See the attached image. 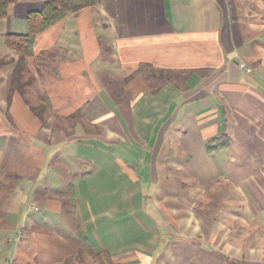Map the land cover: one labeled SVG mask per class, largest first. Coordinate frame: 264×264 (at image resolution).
I'll return each instance as SVG.
<instances>
[{
  "label": "crops",
  "instance_id": "1",
  "mask_svg": "<svg viewBox=\"0 0 264 264\" xmlns=\"http://www.w3.org/2000/svg\"><path fill=\"white\" fill-rule=\"evenodd\" d=\"M45 1L0 19V264H264V0L69 12L36 36L11 92L6 35L27 33ZM222 131L228 145L210 153ZM115 147L126 160L109 161ZM113 162L112 180L73 179ZM66 203L72 224L32 215ZM135 204L132 245L98 238Z\"/></svg>",
  "mask_w": 264,
  "mask_h": 264
},
{
  "label": "trees",
  "instance_id": "2",
  "mask_svg": "<svg viewBox=\"0 0 264 264\" xmlns=\"http://www.w3.org/2000/svg\"><path fill=\"white\" fill-rule=\"evenodd\" d=\"M17 1L18 0H0V19L8 16L10 6ZM102 1L103 0H47L39 10L28 14L26 18L27 33L6 35L5 44L7 48L19 56L13 72L11 92L21 87L23 72L26 68V59L33 53L36 36L64 20L69 12H76ZM227 145L228 138L225 132L222 131L217 138L207 144V149L212 153Z\"/></svg>",
  "mask_w": 264,
  "mask_h": 264
},
{
  "label": "rangeland",
  "instance_id": "3",
  "mask_svg": "<svg viewBox=\"0 0 264 264\" xmlns=\"http://www.w3.org/2000/svg\"><path fill=\"white\" fill-rule=\"evenodd\" d=\"M160 79V80H159ZM157 78L156 80H153L152 83H155V85H157V83L159 84H168L170 81H171V78L170 76H163L161 78ZM172 82V81H171ZM124 111H126V107L123 108ZM115 152H113L112 156L109 155V161L112 162V160L114 159L115 160V163L117 162L116 158L119 157L121 160L125 159L126 160V153L125 155H123L120 151H118L117 147H115ZM107 156H105L106 158ZM182 156H179V159L181 158ZM114 163V162H113ZM109 163L110 165V168L107 170L106 169V165H100L99 168L97 169V171L93 170L92 167L94 168V166H87V165H84L83 167L80 168V170L76 171L73 173V179H76L77 181H81L83 183V181H86V180H89L91 178H93L95 180V177H97V179L100 181V180H105V181H108V180H112V177L111 175L112 174H115L116 173V169L115 167L116 164L114 163ZM113 164V165H112ZM114 185V184H113ZM112 185H105V186H101L99 187V190H100V195H103L105 193L103 192H106L108 191L109 189H116V186H112ZM97 191H98V188H97ZM105 199H107V197H104ZM95 204V203H94ZM5 205V203L3 204V206ZM110 206L112 204H103L101 206H104L103 208L107 207V206ZM115 207L118 205L116 202L113 204ZM136 206H133L131 207V210L127 209L126 210V216L125 218L123 219H115L114 222H113V225H111L110 227H113L114 229V233L113 234H110V235H99V239L102 240L104 243H114L117 245V244H122V245H132V241L136 239V237L138 238V236H133L132 234L130 235L129 234V227L127 226L126 228V223L129 222L128 221V216H129V213L130 214H133V216H136V217H140L141 216V210L139 208H137L138 204H135ZM19 204H15V208H14V216L15 214L17 213V208H18ZM125 206L127 207L126 205V202H125ZM70 209V204L66 203L64 204V212L62 213V215H53V214H49L45 211L44 208H42V211L40 212H33V216L36 217V218H40V219H45L46 217L47 218H50V222L52 223H55V224H62V221H65L67 223H71L73 222V219L69 216V210ZM12 221H15V219H13ZM47 227V226H46ZM126 228V229H125ZM9 229V228H8ZM6 229V230H8ZM125 229L126 231L124 233H122V230ZM117 231H119L117 233ZM132 231V230H131ZM5 233V232H4ZM4 233L0 234V239L3 238V239H6L8 238V236H6V234L4 235ZM97 239V238H96ZM5 241V240H4ZM97 243V242H96ZM100 244V242H98ZM5 244V242H4ZM3 244V246H4ZM6 247V246H4ZM6 249V248H5ZM6 251H4L5 253Z\"/></svg>",
  "mask_w": 264,
  "mask_h": 264
},
{
  "label": "built area",
  "instance_id": "4",
  "mask_svg": "<svg viewBox=\"0 0 264 264\" xmlns=\"http://www.w3.org/2000/svg\"><path fill=\"white\" fill-rule=\"evenodd\" d=\"M239 67L242 68V69H245L247 70L248 72H251V69L249 67H247V65L244 63V62H239ZM34 210H39V208L37 207H33Z\"/></svg>",
  "mask_w": 264,
  "mask_h": 264
}]
</instances>
